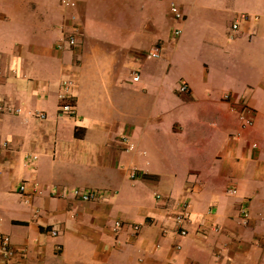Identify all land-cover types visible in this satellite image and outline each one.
Listing matches in <instances>:
<instances>
[{
  "label": "crops",
  "instance_id": "obj_1",
  "mask_svg": "<svg viewBox=\"0 0 264 264\" xmlns=\"http://www.w3.org/2000/svg\"><path fill=\"white\" fill-rule=\"evenodd\" d=\"M169 1L79 0L69 46L58 0H0V102L18 109L0 115L7 264H264V0H172L176 37Z\"/></svg>",
  "mask_w": 264,
  "mask_h": 264
},
{
  "label": "built area",
  "instance_id": "obj_2",
  "mask_svg": "<svg viewBox=\"0 0 264 264\" xmlns=\"http://www.w3.org/2000/svg\"><path fill=\"white\" fill-rule=\"evenodd\" d=\"M79 0H58V3L60 6H62L64 9L68 10L69 13L67 15V19L69 21V24L67 25V29L65 28L66 32L64 35L65 41L69 46H72L75 44V37L79 33L80 25L78 23V13H77V4ZM168 12L170 14L171 19L175 22V25L172 28V34L173 37H176L180 33V24L183 21L184 15L182 11L179 9L178 5L170 0L168 2ZM245 19L244 14H239L236 19L233 20V22L230 25V28L232 30H235L237 28V25L241 20ZM58 48L62 47L61 42L57 44ZM160 55V48L155 45L151 51L147 52L148 57H159ZM133 79H137V75L133 76ZM71 80L68 81H62L61 89L58 92V98L59 103L57 110L59 114L70 116L73 114L74 109L70 103L66 101L68 90L71 86ZM187 87L185 84H180L178 87L179 92H186ZM229 98L228 94L223 95V99L227 100ZM18 111L17 108L14 106L8 104V102H0V115L4 113H16ZM237 118L240 121L242 126L249 125L251 123V110L244 104H240L237 107ZM38 117L43 118V113H37ZM251 147H255V144L252 143ZM35 155L31 156V159H34ZM130 176H133V172ZM17 190L19 192H23L24 190V184L21 183L18 185ZM70 195L72 197L78 198L82 201H93L100 197V193L97 190H82L81 188H72L70 191ZM156 199H160L161 195L159 193L154 194ZM188 207L189 202L186 198H178L176 199L173 204L171 205V218L174 224L175 229L177 230V234L179 236H183L186 234V229L184 227V224L188 220ZM239 215L240 218L244 221L247 217V211L245 206L239 207ZM262 217H264V211L262 212ZM120 226L119 221L114 222V228H118ZM136 227V226H135ZM49 233L51 235H55V230H50ZM179 248V244L175 245V249ZM20 252L16 251L10 244L9 237L5 234H0V256L4 259L3 264H7L8 261H11L15 259L17 256H20Z\"/></svg>",
  "mask_w": 264,
  "mask_h": 264
}]
</instances>
